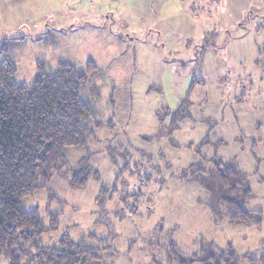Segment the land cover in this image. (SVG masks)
<instances>
[{"label": "rangeland", "instance_id": "rangeland-1", "mask_svg": "<svg viewBox=\"0 0 264 264\" xmlns=\"http://www.w3.org/2000/svg\"><path fill=\"white\" fill-rule=\"evenodd\" d=\"M90 1L0 0V60L16 61V81L30 83L39 62L96 67L79 94L93 139L66 151L53 198L42 190L22 204L45 226L58 214L41 245L84 242L101 251L94 264H200L215 252L234 264L259 259L264 0ZM216 163L242 175L251 192L243 208L261 212L259 227L229 223ZM80 172L86 184L73 187Z\"/></svg>", "mask_w": 264, "mask_h": 264}, {"label": "trees", "instance_id": "trees-1", "mask_svg": "<svg viewBox=\"0 0 264 264\" xmlns=\"http://www.w3.org/2000/svg\"><path fill=\"white\" fill-rule=\"evenodd\" d=\"M16 72L14 59L0 60V257L9 264L28 260H38V264L97 263L101 251L86 247L84 242L66 237L58 247H43L41 237L57 230L58 214H50L45 226L38 211H27L22 205L42 190H48L53 198L48 189L52 172L66 166V151H81L93 139L94 132L86 124L90 104L79 94L87 75L96 73V67L88 62L84 73L70 63L51 68L39 62L30 83L16 81ZM92 94L97 96L95 89ZM213 176L225 192L221 202L229 211V223L259 227L261 212L243 208L251 192L237 169L216 163ZM86 180L80 172L72 177L71 185L84 187ZM261 245L260 258L249 260V264H264V234ZM215 254L217 259L212 253L200 264H234L232 253Z\"/></svg>", "mask_w": 264, "mask_h": 264}, {"label": "crops", "instance_id": "crops-1", "mask_svg": "<svg viewBox=\"0 0 264 264\" xmlns=\"http://www.w3.org/2000/svg\"><path fill=\"white\" fill-rule=\"evenodd\" d=\"M96 1L97 2H100L101 0H92V3L90 5L93 6ZM62 8H64L63 10L65 12H67L69 10H72V8L69 7V6H67L65 3H62ZM73 11H74L73 14H75L76 17H84L85 15H87V13H89V11H82V10H80L79 12H77L76 10L73 9Z\"/></svg>", "mask_w": 264, "mask_h": 264}, {"label": "built area", "instance_id": "built-area-1", "mask_svg": "<svg viewBox=\"0 0 264 264\" xmlns=\"http://www.w3.org/2000/svg\"><path fill=\"white\" fill-rule=\"evenodd\" d=\"M81 2H88V1H90V0H80ZM91 2V1H90Z\"/></svg>", "mask_w": 264, "mask_h": 264}]
</instances>
